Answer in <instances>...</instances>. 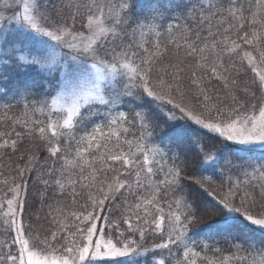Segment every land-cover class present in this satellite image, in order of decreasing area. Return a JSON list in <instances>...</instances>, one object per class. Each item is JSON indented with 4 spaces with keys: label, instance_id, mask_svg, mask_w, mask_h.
I'll use <instances>...</instances> for the list:
<instances>
[{
    "label": "snow or ice",
    "instance_id": "obj_1",
    "mask_svg": "<svg viewBox=\"0 0 264 264\" xmlns=\"http://www.w3.org/2000/svg\"><path fill=\"white\" fill-rule=\"evenodd\" d=\"M8 72L0 264H264V0H0Z\"/></svg>",
    "mask_w": 264,
    "mask_h": 264
},
{
    "label": "trees",
    "instance_id": "obj_2",
    "mask_svg": "<svg viewBox=\"0 0 264 264\" xmlns=\"http://www.w3.org/2000/svg\"><path fill=\"white\" fill-rule=\"evenodd\" d=\"M5 75L8 77V79L5 80L3 77H0V88L7 89L12 85L17 84L18 82H26L28 84L35 85L37 91H39L41 88V78L35 72H8L5 73ZM5 104H11L13 106V112H18L22 108V101H20L19 99H13L12 92H8L7 95H3V93H0V114H3ZM210 143H212L215 148L220 147V141L218 140ZM233 159H238V157L233 156ZM36 200L38 201L39 197H36ZM38 206L39 204L37 203L36 207ZM41 215L43 216V213H41ZM41 223H43L44 226L47 227L46 222L42 220ZM221 243L223 244V241H221Z\"/></svg>",
    "mask_w": 264,
    "mask_h": 264
}]
</instances>
